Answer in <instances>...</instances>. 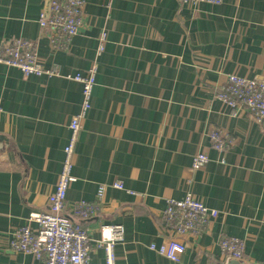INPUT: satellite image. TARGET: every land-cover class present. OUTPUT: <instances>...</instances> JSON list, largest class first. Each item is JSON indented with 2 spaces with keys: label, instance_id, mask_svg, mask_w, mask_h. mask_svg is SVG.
<instances>
[{
  "label": "crops",
  "instance_id": "1",
  "mask_svg": "<svg viewBox=\"0 0 264 264\" xmlns=\"http://www.w3.org/2000/svg\"><path fill=\"white\" fill-rule=\"evenodd\" d=\"M84 1L79 32L66 50L53 51L52 31L39 24L46 0H0V44L35 40L39 63L59 67L58 75L25 76L0 63V264H43L6 249L7 241L31 213L48 210L68 122L82 97L69 76L83 74L95 58L91 106L66 194L69 213L105 185L100 211L75 221L91 243L103 226L120 224L116 264H226L220 239L233 236L244 241L241 264H264V131L214 97L227 74L264 82V0ZM215 129L226 134L222 152L211 147ZM199 152L208 162L193 171ZM117 181L124 189L112 186ZM187 191L218 215L201 235L181 236L185 250L172 261L150 245L168 237L161 214L167 200ZM89 262L105 264L102 249L93 248Z\"/></svg>",
  "mask_w": 264,
  "mask_h": 264
},
{
  "label": "built area",
  "instance_id": "2",
  "mask_svg": "<svg viewBox=\"0 0 264 264\" xmlns=\"http://www.w3.org/2000/svg\"><path fill=\"white\" fill-rule=\"evenodd\" d=\"M191 5H217L222 0H186ZM84 0H51L48 16L41 14L39 24L52 31L49 45L53 51H64L71 39L79 32L82 25ZM106 41V33L99 36L97 56L102 52ZM37 42L28 38H12L0 44V63L18 68L25 76L59 74V67L53 64L45 68L37 59ZM98 70L97 58L83 73L69 76L81 84V103L78 113L68 122V140L63 148V162L54 190L48 195V210L31 213L26 222L16 228L9 240L7 248L12 252L31 254L43 264H93L89 262V252L93 248L102 249L105 264H116L114 246L124 238L123 226L110 224L101 229V238L91 243L90 236L82 223L95 216L101 209L105 185H100L93 201H78L71 205L69 213L66 206V194L71 183L75 181L72 175L73 155L82 128V120L90 109L92 90L95 85ZM214 97L234 112L245 111L248 116L264 131V82L249 79L237 74H227L226 80L216 87ZM211 147L222 152L227 147L226 134L219 129L208 134ZM208 162L205 153L199 152L192 156L191 169L203 168ZM114 188L124 189L120 182L112 184ZM128 193H133L127 190ZM162 219L168 237L159 247L150 245L172 261H178L185 250L181 236L191 234L201 235L207 231L212 219L218 212L196 199L190 191L183 198L168 199L163 210ZM35 224V227H32ZM220 250L227 260H241L244 253V241L233 236L220 239Z\"/></svg>",
  "mask_w": 264,
  "mask_h": 264
},
{
  "label": "water",
  "instance_id": "3",
  "mask_svg": "<svg viewBox=\"0 0 264 264\" xmlns=\"http://www.w3.org/2000/svg\"><path fill=\"white\" fill-rule=\"evenodd\" d=\"M50 3L51 0H46L45 3V12H46V17L48 16V12H49V7H50ZM226 264H241L239 260H235V259H230L227 261Z\"/></svg>",
  "mask_w": 264,
  "mask_h": 264
}]
</instances>
